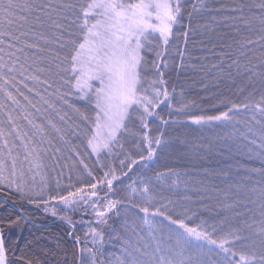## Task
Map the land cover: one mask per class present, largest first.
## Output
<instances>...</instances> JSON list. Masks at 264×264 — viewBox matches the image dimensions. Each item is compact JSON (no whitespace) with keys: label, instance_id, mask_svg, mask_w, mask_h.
Segmentation results:
<instances>
[{"label":"snow or ice","instance_id":"snow-or-ice-1","mask_svg":"<svg viewBox=\"0 0 264 264\" xmlns=\"http://www.w3.org/2000/svg\"><path fill=\"white\" fill-rule=\"evenodd\" d=\"M186 2L0 0V93L19 109L14 114L0 103V111L6 116V120H0V188L16 193L20 200H27L36 207L43 206L46 212L53 202L71 208L83 204L85 209H91L95 223L100 225L107 226L112 215L120 218L123 213L122 231H116L114 237L118 241L116 253L105 257V246L112 237L105 239L102 228L89 224L77 264H264V0L217 8L198 0L187 13L185 26ZM201 12L209 13L212 23L193 25L194 14ZM221 23L240 37L234 38L228 46L229 49L235 46L239 53L228 65L229 69L235 68L237 75L245 76L253 91L258 85L260 100L253 102L250 92L245 98L247 102L231 103L226 110L214 114L192 111L198 107L194 101L174 108L165 78L174 40L182 38L184 41L182 48L179 44L175 48L181 60L176 67L183 68L190 37L210 32L213 24ZM180 27L182 32H178ZM241 29L247 35H241ZM224 55L231 58L230 51ZM17 74L21 77L19 81ZM228 74L231 76V72ZM17 84L32 93L35 101L20 91ZM9 87L16 88L17 95L26 103L21 104L8 91ZM240 91L244 92L245 88L241 87ZM53 96L76 114L83 123L82 129L79 124H69L68 113L52 102L50 97ZM70 98L82 101L84 106H77ZM161 105L174 108L177 114L186 116L188 122L197 126L231 124L234 114L241 110L251 114L248 132L252 135H242L243 140L253 146L249 147V154L251 157L255 152L260 167L244 169L246 174L230 185L235 188L237 199L233 204L222 205L226 211L240 203L256 206L255 212L248 219H242L239 226L225 230L222 225L209 224L207 220L190 226L186 220H191L196 213L181 218L167 211V204L156 205V196L144 177H140L143 187L137 186L135 180L126 186L127 199L113 198L114 182L122 183L121 177L127 178L134 170L133 165L145 162L146 167V161L152 160L165 143L163 132L153 136L150 128V118H159L164 124L169 122L157 112ZM50 110L75 135L83 136L84 155L96 156L101 168L107 167L103 175L97 177L84 159H79L87 176L95 182L80 186L71 182V173L77 172L76 163L61 164L62 149L52 144L50 133L55 132L65 144L71 142L65 138L66 130L49 115ZM21 120L26 121L30 130L25 129ZM251 122L260 125L259 136L253 132ZM125 134L132 138V147L137 153L126 149ZM45 144L49 147L45 148ZM117 147L119 152L114 151ZM71 150L79 156L78 146ZM120 153H124V159L120 160L118 175L115 167L104 165L100 158L105 154L108 158L113 155L118 158ZM124 168L129 171H123ZM66 169L69 183L64 185ZM50 173L55 175L50 176ZM173 174L172 170L157 173L156 179L163 181L165 175ZM218 175L227 176V173ZM172 183L175 185L177 181ZM241 192L246 194L243 200ZM135 197L142 203H136ZM51 211L57 215L55 208ZM246 211L252 210L246 207ZM235 216L243 217L244 213L236 212ZM66 222L72 225L70 219ZM14 223L16 221H9L10 225ZM145 229L150 240H145ZM76 243L80 244L79 237ZM16 259L21 264H34L24 256ZM0 264H13L2 236Z\"/></svg>","mask_w":264,"mask_h":264},{"label":"trees","instance_id":"trees-1","mask_svg":"<svg viewBox=\"0 0 264 264\" xmlns=\"http://www.w3.org/2000/svg\"><path fill=\"white\" fill-rule=\"evenodd\" d=\"M240 2L250 3L252 0H205V3L212 8L221 5L231 7ZM194 3H198V0H187L185 4L183 20L185 26L188 24L187 13L191 11ZM220 19V15H217V20ZM192 22L193 25L197 22L199 24L212 23L211 16L207 12L194 14ZM200 31L202 30L198 29V32ZM178 32H182V27L178 28ZM241 35H247V33L241 29ZM234 38L240 37L236 36L232 29L224 27L222 23L213 24L210 32L190 37L183 68L176 67L181 63V60L176 54L175 48L177 44L182 48L184 41L182 38L179 41L174 40L169 59L170 67L165 77L168 81V90L172 93L171 102L174 108L178 107L180 103L194 101L198 107L193 108L192 111L199 114L203 110L205 113L214 114L217 111L226 110L231 106V103L247 102L245 98L249 96L250 92L253 102L260 100V87L257 85L253 91L245 76L237 75L235 68L229 69L228 67L232 59L239 55L235 46L231 49L228 47ZM229 51L231 58L224 55ZM256 54L259 55L258 49ZM5 59L7 60V57ZM254 63L258 64V61H254ZM212 65H217V67L212 68ZM257 70L259 69L257 68ZM229 72H231V76H229ZM20 79L21 77L17 74V80ZM27 83L32 85L31 81H27ZM17 87L35 101L36 98L33 94L28 93L22 84H17ZM241 87L245 88L244 92L240 91ZM8 91H11L21 104L26 103L22 97L17 95L16 88L9 87ZM40 91L43 92V87L40 88ZM49 91H54V89H49ZM50 99L58 108L68 113L69 124L74 126L79 124L81 129L83 128V123L71 109L63 105L55 96ZM70 102H75L77 106H84L82 101H74L70 98ZM0 103L7 106V111H13L14 114L19 112V109H16L11 101L5 99L3 93H0ZM174 108L169 109L166 105H161L157 109L159 116L163 117V120L169 121L167 124H164L159 118H150L152 120L150 125L152 135L156 136L163 132L165 143L157 149L152 160L146 161V167L144 166L145 162H141L139 166L133 165L134 170L129 172V176L121 177L122 183L114 182L116 183V194L113 198L127 199L129 191L126 190V186L135 180L137 186L143 187L140 177H144L145 181L149 183L152 194L156 196V205L167 204V211L173 216L179 214L181 218L184 215L192 216V213H196L191 220H186L190 226L200 223L201 220H207L209 224L222 225L225 230L229 226H239L242 219H248L255 212L256 206L252 204L245 206L244 203H240L235 204L232 210L226 211L222 205L224 203L233 204L237 199L236 190L230 185L239 182V176L246 174L244 169L260 167V162L255 158L254 151L250 157L249 147L253 146H249L247 141L243 140V135L249 137L252 135L248 132L251 114L241 110L234 114L231 124L215 123L197 126L188 122L186 116L177 114ZM30 111L34 110L30 109ZM170 112L171 115H169ZM49 115L58 126L66 130L65 138L71 142L65 144L55 132L50 133L52 144L62 149L61 164L66 161L70 166L73 161L76 163L77 172L71 173V182L77 186L95 182L87 176V172L79 164V159H84L88 168L97 177L102 176L107 167L101 168L100 163H97L96 156L84 155L86 141L83 136L75 135L71 129L67 128V125L59 121L51 110ZM0 120H6L4 111H0ZM39 122L37 120V123ZM20 123L24 125L25 129L30 130L26 121L21 120ZM250 126L253 132L259 136L260 125L251 122ZM130 127L136 131L133 125ZM123 138L126 141V149L137 153L138 150L132 147V138L127 134ZM74 146H78L79 156L71 150ZM44 147L48 148L49 145L45 144ZM114 151L119 152V148L117 147ZM69 157H71L70 160ZM136 158L138 159V154ZM100 159L104 165L115 167L119 175L120 160L124 159V153H120L118 158L115 155L108 158L105 154ZM48 162L51 164V161ZM169 170H172L174 174L165 175L163 181L156 179L157 173H168ZM59 171L57 169V172ZM123 171L128 172L129 170L124 168ZM221 172H226L227 176L218 175ZM54 175L55 173H50V176ZM68 177L69 172L66 169L63 176L64 185L69 183ZM173 180H176L177 184L174 185ZM103 194V192L100 193L101 196ZM245 195L243 192L240 193L241 200ZM185 196L190 199L184 200ZM168 201H172V203H168ZM135 202L142 203V200L135 197ZM246 207L252 211H246ZM52 208H55L57 215L52 214ZM236 212L244 213V216L237 217L235 216ZM61 217H66V219H61ZM67 219L72 221V225L66 222ZM122 219L123 213L120 218L112 215L107 226L96 224L95 215L90 208L85 209L83 204L71 208L53 202L49 205V211L46 212L43 206L36 207L28 203L27 200H20L16 193L0 188V233L9 249L13 264H21L16 259L20 256L33 260L34 264L35 262L38 264H77L79 249L85 244V233L89 230V224L102 228L106 234L105 239L112 237L106 244L104 253L106 258L111 257L116 253L118 247V241L114 237L116 231H122ZM10 220L16 221V223L10 225ZM137 223L140 222L137 221ZM143 234L145 240H150L146 229ZM77 237L80 238L79 245L76 243ZM88 240L90 241V237ZM89 246H91L90 242Z\"/></svg>","mask_w":264,"mask_h":264},{"label":"rangeland","instance_id":"rangeland-1","mask_svg":"<svg viewBox=\"0 0 264 264\" xmlns=\"http://www.w3.org/2000/svg\"><path fill=\"white\" fill-rule=\"evenodd\" d=\"M0 235H1V233H0Z\"/></svg>","mask_w":264,"mask_h":264},{"label":"water","instance_id":"water-1","mask_svg":"<svg viewBox=\"0 0 264 264\" xmlns=\"http://www.w3.org/2000/svg\"><path fill=\"white\" fill-rule=\"evenodd\" d=\"M1 236V235H0Z\"/></svg>","mask_w":264,"mask_h":264}]
</instances>
